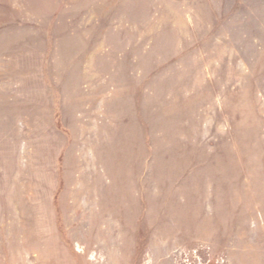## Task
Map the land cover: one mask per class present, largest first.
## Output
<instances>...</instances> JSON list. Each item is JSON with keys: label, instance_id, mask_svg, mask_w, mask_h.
<instances>
[{"label": "rangeland", "instance_id": "374dc122", "mask_svg": "<svg viewBox=\"0 0 264 264\" xmlns=\"http://www.w3.org/2000/svg\"><path fill=\"white\" fill-rule=\"evenodd\" d=\"M0 264H264V0H0Z\"/></svg>", "mask_w": 264, "mask_h": 264}]
</instances>
